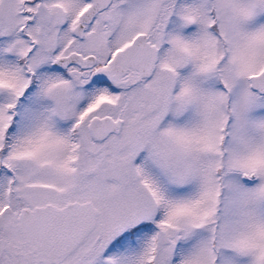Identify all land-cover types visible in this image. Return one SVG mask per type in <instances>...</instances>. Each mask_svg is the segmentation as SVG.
I'll use <instances>...</instances> for the list:
<instances>
[{
  "label": "snow or ice",
  "instance_id": "1",
  "mask_svg": "<svg viewBox=\"0 0 264 264\" xmlns=\"http://www.w3.org/2000/svg\"><path fill=\"white\" fill-rule=\"evenodd\" d=\"M0 264H264V0H0Z\"/></svg>",
  "mask_w": 264,
  "mask_h": 264
}]
</instances>
